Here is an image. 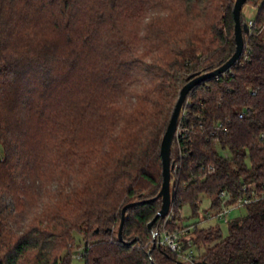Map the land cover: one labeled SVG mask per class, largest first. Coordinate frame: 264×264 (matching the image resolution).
I'll return each instance as SVG.
<instances>
[{
    "label": "trees",
    "instance_id": "1",
    "mask_svg": "<svg viewBox=\"0 0 264 264\" xmlns=\"http://www.w3.org/2000/svg\"><path fill=\"white\" fill-rule=\"evenodd\" d=\"M234 3L0 0L1 264H71L76 254L85 264L179 263L148 227L161 198L126 209L121 240L122 209L159 192L161 141L180 89L233 54ZM245 5L257 10L242 55L183 104L171 150L175 196L154 222L185 230L184 248L190 240L208 264H264V0L243 4L249 23ZM35 169L43 204L18 232L22 177ZM243 195L252 200L226 221V235L181 215L185 205L190 218L205 199L217 211Z\"/></svg>",
    "mask_w": 264,
    "mask_h": 264
},
{
    "label": "water",
    "instance_id": "2",
    "mask_svg": "<svg viewBox=\"0 0 264 264\" xmlns=\"http://www.w3.org/2000/svg\"><path fill=\"white\" fill-rule=\"evenodd\" d=\"M246 2V0H235L233 13L235 18V42L236 47L233 52V54L222 64L219 66L208 70V71H198L196 73H192L188 76V81L181 87L178 99L175 103L172 115L170 117V120L168 122L167 128L164 132L162 141H161V156H162V166H163V180L161 184V188L156 196L151 198H145L137 201H131L124 205L122 209V218L120 222V226L118 229V236L122 240V229L125 221V213L126 209L137 203V202H145L152 199L161 198L162 204L161 208L158 211V213L148 222V227L150 231L154 228V222L158 216H166L169 214L172 206V201L175 196V189H174V182L172 181V169L174 166V161L171 159V150L173 145V140L178 128V123L181 115V110L183 107V104L187 98V95L191 88L199 83L200 81H203L207 78L220 75L227 70H229L240 58L244 51L245 47V33H248L250 30V27L248 23H243L241 20V10L243 4ZM154 245H156L154 243ZM149 253H151V249L149 250ZM178 264H208L205 260H197L195 263H187L182 260L179 261Z\"/></svg>",
    "mask_w": 264,
    "mask_h": 264
},
{
    "label": "rangeland",
    "instance_id": "3",
    "mask_svg": "<svg viewBox=\"0 0 264 264\" xmlns=\"http://www.w3.org/2000/svg\"><path fill=\"white\" fill-rule=\"evenodd\" d=\"M256 8L250 5H245L243 8V11L245 15L247 16L248 20L254 17L256 13ZM0 154H2V146L0 144ZM45 181L41 179V173L37 171L36 169L25 176L22 177V186H24L27 190L28 193L27 195L24 196V202H25V207L19 211L14 220H13V227L16 231L20 232L23 231L26 223L29 219V216L32 215V213L38 209L41 208L43 204V196H44V185ZM46 186V185H45ZM50 188L53 189L56 185L55 182L50 183ZM210 207V200L205 199L203 200L200 208V213L197 216L190 217L192 214V210L189 205H185L182 209L181 215L183 217H187V223H197L199 226L202 227H209L210 225H213L212 227H216V225H219L222 229V232L224 235L227 234L228 232V224L225 220L221 218L215 217V210L214 209H209ZM207 209H209V216L204 215L207 213ZM246 209L245 207H235L233 208L232 212L230 213V218H235L236 216H239L240 214L245 213ZM75 239L77 242H80L82 237L79 233H75ZM195 254H198L200 252L196 247H193ZM81 249L78 250L80 253ZM203 249L201 250V252ZM71 264H85V260L82 256L76 254L73 256Z\"/></svg>",
    "mask_w": 264,
    "mask_h": 264
},
{
    "label": "built area",
    "instance_id": "4",
    "mask_svg": "<svg viewBox=\"0 0 264 264\" xmlns=\"http://www.w3.org/2000/svg\"><path fill=\"white\" fill-rule=\"evenodd\" d=\"M249 27L253 25V21L250 20L248 23ZM242 115V114H240ZM180 131V129L178 130ZM225 192H222V195L225 196ZM252 200L249 196H241L238 198L234 205H225L220 210L215 212V217L221 218L225 221L230 219V213L232 212L233 208L243 206L246 203ZM153 241L155 244L162 245L168 247L172 251L176 252L180 258V260L187 262V263H195L197 261L195 257L194 246L192 245L191 241H188L189 247L184 248L183 241L180 238V233H184L185 230L181 231L175 229L173 231H169L167 229H152ZM1 264V261H0Z\"/></svg>",
    "mask_w": 264,
    "mask_h": 264
}]
</instances>
